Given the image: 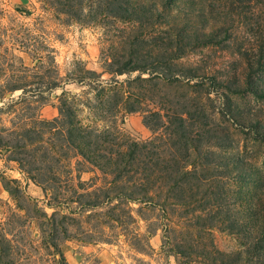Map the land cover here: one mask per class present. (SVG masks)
Listing matches in <instances>:
<instances>
[{"label":"rangeland","instance_id":"374dc122","mask_svg":"<svg viewBox=\"0 0 264 264\" xmlns=\"http://www.w3.org/2000/svg\"><path fill=\"white\" fill-rule=\"evenodd\" d=\"M0 264H264V0H0Z\"/></svg>","mask_w":264,"mask_h":264}]
</instances>
